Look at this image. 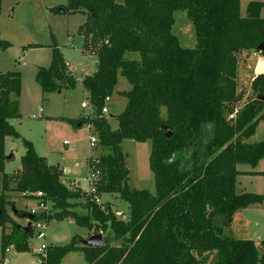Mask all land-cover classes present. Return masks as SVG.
<instances>
[{
	"label": "trees",
	"instance_id": "16d2710c",
	"mask_svg": "<svg viewBox=\"0 0 264 264\" xmlns=\"http://www.w3.org/2000/svg\"><path fill=\"white\" fill-rule=\"evenodd\" d=\"M263 5L250 0L244 15L240 0H66L53 8L86 15L79 27L82 51L96 57V68L78 80L53 45L50 64L38 67L35 79L43 93L77 83L87 90L90 114L68 122L92 126L94 146L101 151L87 161L89 171H99L95 193H118L129 213L126 219L118 217L109 205L92 201L87 190L69 188L61 171L26 139L21 166L3 172L5 138L21 137L9 121L20 116L21 76L7 71L0 74L2 253L9 245L28 250L34 230L22 232L6 212L12 204L9 192H14L43 205L50 202V210L33 214V223L70 217L90 235L102 234L103 245L93 248L78 236L46 245L41 264H59L73 251L82 252L87 264H264V240L229 233L236 212L264 200L263 195L235 191L237 166L255 167L264 158V137L250 141L264 121V71L252 77L249 99L241 105L244 95L237 88L240 62L250 54L264 55L258 50L260 44L264 48ZM179 9L194 27L193 47L181 46L171 30ZM9 45L0 38V50ZM119 75L129 87L119 91L126 102L113 127L101 108ZM235 108V116L228 118ZM168 129L173 134L166 137ZM125 139L150 141L154 192L129 187L121 144ZM259 172L264 174V168ZM78 205L81 211L75 209ZM106 230L117 244L104 236Z\"/></svg>",
	"mask_w": 264,
	"mask_h": 264
},
{
	"label": "rangeland",
	"instance_id": "374dc122",
	"mask_svg": "<svg viewBox=\"0 0 264 264\" xmlns=\"http://www.w3.org/2000/svg\"><path fill=\"white\" fill-rule=\"evenodd\" d=\"M249 1L240 0L241 15L245 14ZM255 1L264 3V0ZM65 3L66 0H1L0 38L10 42V45L0 50V74L18 71L21 76V115L18 119L11 120L13 128L21 137L7 136L6 156L11 152L14 154L11 158H6L3 172H12L21 166V156L25 152L22 139H26L32 143L38 155L45 157L49 165L61 171L64 183L68 185L70 181H75L76 186L82 190H88L90 172L87 159L101 154V151L90 144L89 136L92 132L90 124L89 128L88 123L73 126L68 122V119L88 116L90 107H81L83 101L88 102V92L77 83L74 88L43 93L35 79L37 68L50 64L53 44L62 54L64 61L68 62L70 71L76 78L94 71L96 57L82 51L83 37L78 31L84 21V15L52 12L49 8H60ZM260 16L264 18V5L260 10ZM173 18L171 30L177 36L180 45L193 47L195 31L186 11L176 10ZM29 43H38V45L28 46ZM248 58L245 62H240V71L242 68L246 69L250 63ZM248 82L249 76L246 73H238L237 88L244 95L239 105L249 99ZM128 87L127 80L119 75L113 94L106 102L109 112L105 116L109 118L113 127L116 125V115L122 111L126 102L119 91ZM263 137L264 121H260L250 141H258ZM121 144L126 167L129 170L127 178L129 187L154 192L153 175L148 161L150 141L125 139ZM263 167L264 158L255 167L239 164L237 168L240 173L236 178L235 191L252 192L264 196V174L259 172ZM1 191L2 172H0V193ZM99 199L101 206L109 205L118 217L123 214V218H127L128 204L118 193H102L99 194ZM11 202V205L6 206V212L19 226L26 225L29 221L28 214L41 213L51 208L50 202L41 205L40 201L33 197L14 196ZM81 202H84V199H81ZM75 209L81 211L82 207L78 205ZM16 210L21 211L20 216L15 215ZM35 222L39 225L46 223L43 220ZM230 227L232 230L229 233L234 237L248 238L255 242L264 240V200L251 204L234 214ZM38 230L39 228L36 227L29 235V248L26 251H18L9 245L8 249L2 253L0 245V264H41L39 248L42 245H62L69 242L73 236L86 238L91 233L88 228L76 224L70 217L62 220L52 219L47 222L44 238L37 236ZM104 236L111 244H117L110 230H106ZM59 264H87V262L82 252L73 251L66 254Z\"/></svg>",
	"mask_w": 264,
	"mask_h": 264
},
{
	"label": "crops",
	"instance_id": "0c3cea01",
	"mask_svg": "<svg viewBox=\"0 0 264 264\" xmlns=\"http://www.w3.org/2000/svg\"><path fill=\"white\" fill-rule=\"evenodd\" d=\"M2 8V7H1ZM50 8V10L52 11V12H62L61 10L60 11H53L52 9L54 8H52V7H49ZM2 12V11H1ZM74 13H82V12H74ZM11 14V13H10ZM83 15H84V21L86 20V15L84 14V13H82ZM2 15V13H0V16ZM263 17V16H262ZM84 21H83V23H84ZM82 23V24H83ZM81 24V25H82ZM80 25V26H81ZM79 26V27H80ZM78 31H79V28H78ZM80 33V32H79ZM81 35V34H80ZM81 37H83L82 35H81ZM29 44H33V43H29ZM34 44H37L38 45V43H34ZM47 45V44H46ZM54 45V44H53ZM82 46H83V39H82ZM248 60H249V62L251 63H248V65H247V67H246V69H244V68H242V70L240 71L239 70V74L241 73V74H243V73H246V75H248L249 76V82H248V85H249V89H250V81H251V79H252V77H254L256 74H258V73H260V72H263L264 71V55H262L261 53H255V54H250V57L248 58ZM66 62V64L69 66V69H70V65L68 64V62L67 61H65ZM40 67V66H39ZM95 68H96V62H95V67H94V70H95ZM38 69V68H37ZM92 73V72H91ZM88 74H90V73H88ZM86 75V74H85ZM244 76V75H243ZM82 77H80V78H77L78 80H80ZM61 91V90H60ZM59 91V92H60ZM18 102H19V112H20V94H19V97H18ZM108 112H109V109H108ZM21 115V114H20ZM19 118V117H18ZM18 118H13V119H18ZM11 120L12 119H10L9 121H10V123H11ZM12 124V123H11ZM88 126H89V128H90V125L88 124ZM91 129V128H90ZM91 134H92V132H91ZM6 139H7V137L5 138V141H6ZM257 141V140H256ZM12 157V156H11ZM10 157V158H11ZM7 159H9V158H7ZM88 160V159H87ZM5 162H6V160H5ZM5 164V163H4ZM19 168V167H18ZM17 168V169H18ZM264 168V167H263ZM17 169H15V170H17ZM15 170H13L12 172H14ZM12 172H8V174L9 173H12ZM61 181H62V174H61ZM63 182V181H62ZM64 183V182H63ZM64 184H66V183H64ZM67 185V184H66ZM69 188H75V187H79V186H76V183H75V181H70L69 182V184L67 185ZM243 192V191H242ZM238 193H241V192H238ZM14 196H18L16 193H14V192H9V199L11 200L12 199V197H14ZM22 197H24V196H22ZM239 212V211H238ZM237 213V212H236ZM235 213V214H236ZM234 216V215H233ZM46 222V221H45ZM49 222V221H48ZM47 223V222H46ZM231 226V225H230ZM229 226V232H231V227ZM231 234V233H230ZM0 236H1V228H0ZM8 248H6V250H7Z\"/></svg>",
	"mask_w": 264,
	"mask_h": 264
},
{
	"label": "built area",
	"instance_id": "2783aa9c",
	"mask_svg": "<svg viewBox=\"0 0 264 264\" xmlns=\"http://www.w3.org/2000/svg\"><path fill=\"white\" fill-rule=\"evenodd\" d=\"M67 67H69L67 64H66ZM110 100V97H105L104 99V104L101 108V115H106L107 112H108V107L106 106V102ZM89 106L88 105V102H85L83 101L81 103V107H87ZM238 108H235L228 116V118H233L237 112ZM88 114H90V111L87 112ZM89 139H90V144L92 146L95 145L96 143V136L91 134L89 136ZM90 172V178H89V189L87 190L88 194L90 195V198L92 201L96 202L97 204H100V199H99V195L95 193V187L93 185V181L96 179V176L98 175L99 171H89ZM37 196H41V192H38L37 193ZM41 205H43L42 203H40ZM44 221V220H43ZM39 228L38 230V237L39 238H44L45 237V233H44V229L46 227V223H44L43 225H39L37 222H34V229L35 228ZM46 245H42L40 248H39V253L41 255V258L39 260V262H41V260L46 256Z\"/></svg>",
	"mask_w": 264,
	"mask_h": 264
},
{
	"label": "water",
	"instance_id": "95a60500",
	"mask_svg": "<svg viewBox=\"0 0 264 264\" xmlns=\"http://www.w3.org/2000/svg\"><path fill=\"white\" fill-rule=\"evenodd\" d=\"M258 50L259 51H264V48H263L262 44H260L258 46ZM261 99L263 100L264 96H261ZM80 124H81V122H80ZM172 134H173V130L168 129V131L166 132L165 135H166V137H169ZM13 154L14 153L11 152L9 155L6 156V158H10L11 156H13ZM120 217L123 218L124 215L121 214ZM27 218L29 219V221L26 223L25 226H19L18 225L19 229L22 232H24V233L30 232V231H32L34 229V223L32 222L33 215L32 214H28ZM80 242L83 245H86V246H89L90 248H93V247H96V246H102L103 245V237H102L101 233H95V234L89 235L86 238H81Z\"/></svg>",
	"mask_w": 264,
	"mask_h": 264
}]
</instances>
